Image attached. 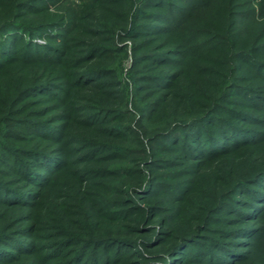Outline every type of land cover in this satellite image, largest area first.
<instances>
[{
    "label": "rangeland",
    "instance_id": "obj_1",
    "mask_svg": "<svg viewBox=\"0 0 264 264\" xmlns=\"http://www.w3.org/2000/svg\"><path fill=\"white\" fill-rule=\"evenodd\" d=\"M0 26V264H264V0H0ZM134 219L153 239L103 240Z\"/></svg>",
    "mask_w": 264,
    "mask_h": 264
},
{
    "label": "trees",
    "instance_id": "obj_2",
    "mask_svg": "<svg viewBox=\"0 0 264 264\" xmlns=\"http://www.w3.org/2000/svg\"><path fill=\"white\" fill-rule=\"evenodd\" d=\"M204 1V0H203ZM210 4V1L209 2H206L205 6L206 5H209ZM205 6H195V7H190V13L188 14V16L186 17L185 20H183L180 24V27H179V30H180V34H181V37H182V40L185 42L186 45H190V43L192 42V36H194V27H193V24L195 22H197V19L198 17H200V15L203 13L202 11L204 9H207V8H203ZM96 12L97 11H93V9L90 11H88L87 13L90 15V18H93L89 21V24H91L93 21H94V18H95V15H96ZM33 13V12H32ZM28 15H30V12H20L18 13L15 17V20L17 21V25H22L23 27H27L28 26V23L25 22L24 20L20 21V19H24L26 18ZM20 21V22H19ZM2 27L0 30L2 33H4V31H8L10 29H7V30H4V26H0ZM11 30H15V28H12ZM87 33V32H86ZM88 35V34H87ZM181 41V39H180ZM22 45V44H21ZM21 47V46H20ZM1 57V56H0ZM199 81H195L193 82V84L189 87V93H188V97L191 98L192 96H194L195 94H199V92L201 91L200 90V87H199ZM197 99H194L193 100V103L195 104V106L198 105L197 103ZM171 109H175L176 107H178V105L180 104V99L178 97L175 96V94H168L167 96V101H166ZM258 159V158H256ZM202 162L205 161V160H201ZM207 168H204V173H209L211 168H209L207 171ZM203 173V174H204ZM217 175V173H216ZM139 180V179H137ZM141 181V180H140ZM137 182L139 181H136L134 179L130 180L129 182V185L130 186H134L135 184H137ZM155 208H153L152 206H149V211H151V215L152 216H156V209L154 210ZM135 212H139L141 213H144V209L143 207H136L135 208ZM140 216V215H138ZM105 221H107L106 219H104ZM114 221V220H113ZM193 221V224H192V228L193 227H196L198 224L197 222L199 221V219L195 218V220H192ZM115 223V221L113 222ZM134 224H138V221L137 220H133V221H130L128 220V222L126 223H122V224H116L115 225V228L116 230L114 231V234L113 235H106V236H103V240H112V239H117L119 242H123L125 245H127L130 241H146L147 239H153V236H150V234L152 235V233L155 232L156 228L155 227H151V228H148V230L146 231H140L139 230V226L138 225H134ZM149 231V232H148ZM187 233L186 230L182 231L180 234H176V235H171V238L168 240V242L165 240H159L160 244L162 245H159L158 249L159 251L163 254V253H166L168 254V251H169V248L172 244L175 243V240L176 239H180V238H183L185 236H187ZM105 238V239H104ZM160 237H156V239H159ZM152 241V243L154 244H159L158 241ZM162 242V243H161ZM163 242H165V244H163ZM151 243V242H150ZM90 246H86L83 250H82V254L83 255H86V252L88 250Z\"/></svg>",
    "mask_w": 264,
    "mask_h": 264
}]
</instances>
